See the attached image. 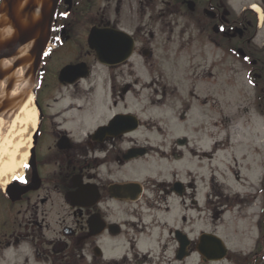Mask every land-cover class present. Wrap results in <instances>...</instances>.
Here are the masks:
<instances>
[{
  "label": "flooded vegetation",
  "instance_id": "1",
  "mask_svg": "<svg viewBox=\"0 0 264 264\" xmlns=\"http://www.w3.org/2000/svg\"><path fill=\"white\" fill-rule=\"evenodd\" d=\"M51 1L0 0V30H13L0 45L53 9L45 40L0 51V80L24 67L36 112L29 158L0 187V264H264V217L247 251L218 231L225 212L239 219L247 193L233 187L238 171L225 192L217 185L228 145L198 113L214 108L166 85L138 100L134 80L138 67L161 65L158 42H177L166 61L190 48L206 80L217 57L230 59L264 90V0Z\"/></svg>",
  "mask_w": 264,
  "mask_h": 264
},
{
  "label": "rangeland",
  "instance_id": "2",
  "mask_svg": "<svg viewBox=\"0 0 264 264\" xmlns=\"http://www.w3.org/2000/svg\"><path fill=\"white\" fill-rule=\"evenodd\" d=\"M258 42H261V39ZM157 44V48L154 49L161 50L164 56L162 63L149 69L138 67L134 75V80L137 82L135 98L138 100L159 98L163 85L167 87L166 94L176 87L174 94L176 98L189 97L192 99L189 95L192 90L194 94L199 95L200 99L206 97V103L214 109L211 113L202 112L199 109L201 126L205 125L204 128L209 130L214 129L217 142L228 145L225 153L218 152L216 156L214 167L216 179L219 180L217 185L221 192H225L229 183L230 186L234 184L233 177L236 174L235 171H238L241 178L240 186H235L237 184L235 183L233 187L242 188L241 190L247 193L244 195L246 202L234 211L235 215H239V219H235L234 216L230 217L225 212L224 224L218 231L227 245L241 246L245 249L244 251H247L254 247L256 223L264 217V198L261 192V178L262 176L264 178V117L256 108L257 88L250 83L248 73L235 71L236 66L231 63L230 59L220 60L217 57L215 70H212L210 74H204L208 77L203 80V74H200L202 70H199V73L194 67L193 60L195 59H192L193 54L190 48L188 50L184 48L176 53V58L166 61V56L172 55L173 51L179 49L178 43H168L166 46L164 44V47H161V42ZM69 49L72 50V48ZM209 60L206 59L208 65ZM171 61L174 64L177 63L173 65ZM138 102L135 101V103ZM13 107L12 104L6 107L7 110L9 109L10 118L14 116ZM208 116H213L216 121L214 128L204 124ZM227 132L230 137L226 136ZM242 153L245 154L244 159L241 157ZM233 156L235 161L232 159ZM24 164L23 161L22 165ZM16 174L14 172L12 176ZM220 184L224 185L220 186ZM239 210L241 212H238Z\"/></svg>",
  "mask_w": 264,
  "mask_h": 264
},
{
  "label": "bare ground",
  "instance_id": "3",
  "mask_svg": "<svg viewBox=\"0 0 264 264\" xmlns=\"http://www.w3.org/2000/svg\"><path fill=\"white\" fill-rule=\"evenodd\" d=\"M37 11L36 8L31 13L33 18L37 16ZM12 33L13 30L5 25L0 30V39H7ZM27 48L23 46L18 54L24 62L29 60ZM11 61H14V58L4 62L3 66H9ZM26 73L24 67H18L8 79L0 80V187L2 188L7 185L14 172L17 174L21 172L23 161L26 162L29 157L31 137L35 129L36 112L33 98L27 92ZM9 79L11 84L7 81ZM10 104L14 106L12 118L9 116V109L6 108Z\"/></svg>",
  "mask_w": 264,
  "mask_h": 264
},
{
  "label": "water",
  "instance_id": "4",
  "mask_svg": "<svg viewBox=\"0 0 264 264\" xmlns=\"http://www.w3.org/2000/svg\"><path fill=\"white\" fill-rule=\"evenodd\" d=\"M51 3H53L54 5L53 0L51 1ZM45 10L46 8L42 10L41 12L42 15L38 22L34 24H30L24 28H22V26L15 25L14 27L15 34L13 35L11 41L1 44L0 51H6L7 49H9V47H12V50H13L14 48H17L23 45L24 43L26 44L27 42H30L31 40L32 41L33 40H45L47 37L48 26L50 24L53 9H51L50 12L45 11ZM39 46H38L39 47L38 49L41 50L42 46L41 45ZM75 67L76 66H67L61 71V75L70 73L72 70H75ZM218 243H220V240L219 238H216L215 246H217V250L219 252V258H222L223 250ZM204 264H207V263H204Z\"/></svg>",
  "mask_w": 264,
  "mask_h": 264
},
{
  "label": "trees",
  "instance_id": "5",
  "mask_svg": "<svg viewBox=\"0 0 264 264\" xmlns=\"http://www.w3.org/2000/svg\"><path fill=\"white\" fill-rule=\"evenodd\" d=\"M249 79L254 82L255 78L249 74ZM262 98H264V90L263 88H258L257 89V95H256V103H257V110L264 116V100H262Z\"/></svg>",
  "mask_w": 264,
  "mask_h": 264
},
{
  "label": "snow or ice",
  "instance_id": "6",
  "mask_svg": "<svg viewBox=\"0 0 264 264\" xmlns=\"http://www.w3.org/2000/svg\"><path fill=\"white\" fill-rule=\"evenodd\" d=\"M14 179H21V180H23V178H17V177H14Z\"/></svg>",
  "mask_w": 264,
  "mask_h": 264
}]
</instances>
